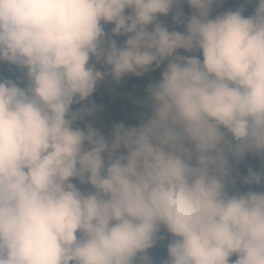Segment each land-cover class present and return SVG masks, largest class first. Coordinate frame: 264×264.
<instances>
[{
	"label": "clouds",
	"instance_id": "1",
	"mask_svg": "<svg viewBox=\"0 0 264 264\" xmlns=\"http://www.w3.org/2000/svg\"><path fill=\"white\" fill-rule=\"evenodd\" d=\"M220 3L0 0V62L28 81H0V264H153L162 229L166 264H264V168L238 172L264 160V0ZM162 66L150 114L105 136L98 85Z\"/></svg>",
	"mask_w": 264,
	"mask_h": 264
},
{
	"label": "trees",
	"instance_id": "2",
	"mask_svg": "<svg viewBox=\"0 0 264 264\" xmlns=\"http://www.w3.org/2000/svg\"><path fill=\"white\" fill-rule=\"evenodd\" d=\"M186 15L190 16L192 10L189 5H182ZM241 7L245 8V16L253 14L256 7V0H253L252 4L246 5L244 0H222V3L214 6L213 16L221 14L229 10H236ZM170 14L168 17H160V21L165 23L170 30L183 31L178 25H175ZM106 33L111 32L114 25H106ZM118 45H122L124 37L115 38ZM3 66L4 74L3 80H12L22 88H26L28 85L26 70H22L16 66L9 65L4 62H0ZM163 66L155 71H149L147 74L141 77H135L132 75L125 76L118 84L109 78L106 85L98 87L94 95L90 98L91 101L102 108V111H98L95 118L102 119L109 130L113 128L115 124L124 123L126 126H139L141 121V114L145 116L149 115V110L143 106V102L146 101L148 93L147 88L150 84L158 81L161 78V72ZM88 103V102H85ZM83 105H75L74 108L82 107ZM94 118V119H95ZM79 127H83V123H78ZM233 166L236 167L235 162ZM252 168L255 171H260L264 168V160L258 156L249 154L243 162L238 166V172L240 176H246L248 169ZM237 187L241 191L248 190L249 186L242 183V180H238ZM255 190H261L258 186H251ZM161 239L157 246L149 250L148 255L150 256L153 264H166L169 259L168 255V244L173 237L166 232L161 230ZM236 259V257H235Z\"/></svg>",
	"mask_w": 264,
	"mask_h": 264
},
{
	"label": "rangeland",
	"instance_id": "3",
	"mask_svg": "<svg viewBox=\"0 0 264 264\" xmlns=\"http://www.w3.org/2000/svg\"><path fill=\"white\" fill-rule=\"evenodd\" d=\"M181 54H184V53H181ZM98 68H100L99 65H97ZM103 70V69H101ZM3 74H4V69H3V66L0 64V81L3 80ZM109 78L108 77L105 81L101 82L98 87H102L104 85H106L109 81ZM95 124L96 126L100 129V131L105 134V136H107L108 132L110 131L109 128L107 127V125L105 124V122L102 120V119H99V118H95ZM79 186V185H78ZM82 188V190L84 191H88L90 190V186H80ZM232 260H235V256L232 257Z\"/></svg>",
	"mask_w": 264,
	"mask_h": 264
}]
</instances>
